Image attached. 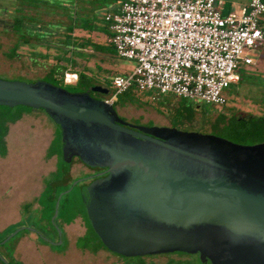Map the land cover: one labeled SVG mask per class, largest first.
Masks as SVG:
<instances>
[{
	"label": "water",
	"instance_id": "1",
	"mask_svg": "<svg viewBox=\"0 0 264 264\" xmlns=\"http://www.w3.org/2000/svg\"><path fill=\"white\" fill-rule=\"evenodd\" d=\"M90 91L109 94L103 86ZM0 106L43 111L60 130L66 169L77 158L106 170L83 197L93 230L114 255L264 264V143L131 125L105 101L44 81L0 80ZM25 229L36 232L20 227L1 244ZM0 262L9 264L1 255Z\"/></svg>",
	"mask_w": 264,
	"mask_h": 264
},
{
	"label": "rangeland",
	"instance_id": "2",
	"mask_svg": "<svg viewBox=\"0 0 264 264\" xmlns=\"http://www.w3.org/2000/svg\"><path fill=\"white\" fill-rule=\"evenodd\" d=\"M51 1L55 3V6L59 4L66 6L71 13L77 15V18L92 19L94 32L90 34L91 39L96 43L105 44L106 38L103 28L107 24L104 22V15L107 12L116 11L125 0ZM223 1L227 7L247 5L249 2V0ZM42 19L44 22L61 23L63 27L68 24L66 16L60 12L55 13L53 16L44 15ZM85 35H87L86 32L78 29L74 31V38ZM46 39L47 42L44 45L20 46L17 49L18 58L10 60L7 54L15 46L18 38L13 33L5 32L0 26V80L25 83L44 81L50 83L51 80L45 75L51 66L56 63V58L63 51L56 46L58 45L57 42L63 39V32H58L54 37L46 36ZM245 54L253 60L254 65L245 68L246 71H243L245 78H247L246 82L231 85L226 90V105L216 110L214 105L200 103V109L207 111V115L204 116L199 109L191 124L179 126L177 129L186 132L210 134V124L218 114L246 116L248 114L259 115L261 113L260 107L256 104V97L258 88L264 84V50H251ZM32 57L36 58V60L32 59ZM72 59L76 63V71H81L85 64L87 67H93L95 62H99L100 66L108 71L110 76L104 72L97 73V76L100 79L101 86L109 90H112L111 81L115 75L130 73L136 66L135 61L119 58L115 51L109 56L95 53L92 57H89L88 63L81 58ZM33 62L38 64L34 66ZM59 65L65 66L66 62H62ZM250 75L255 78L253 80L250 79ZM64 83H66L65 78ZM68 86L73 87V85ZM129 97L132 98V96ZM103 99L105 100L106 96ZM163 99H166V106L161 112L150 101V95L147 93L134 95L133 101L142 106L128 104L124 107L117 106L115 110L123 121L132 125L170 127L169 114L177 107L178 99L172 96H167ZM55 128L54 122L45 113L38 110L24 114L19 121L9 126V132L6 137L7 154L4 157H0V238L10 235L20 227L32 228L25 225V223H28V216L24 214L23 206L34 201L43 189V180L56 170L58 158L47 157V150L53 140ZM88 172L89 170L78 161H74L71 166L70 173L73 179L81 177L82 174ZM73 191H76V188ZM35 209H37V205L33 204L31 210L34 211ZM19 224L20 227L18 226ZM40 227L38 226L37 228L40 231L39 234H43L41 237L48 240L55 239L54 234L47 233L44 228ZM63 231L66 237L60 231L61 239L54 242L57 243L61 240V245L54 247V249L61 250L66 248L67 239L69 251L66 253H58L56 255L49 253L39 248L37 244L35 245L26 237L21 240L19 238L16 240V244L14 242L13 246H11L15 250L16 257L24 264H45L44 260L48 264H126L119 257L107 251H100L96 254L75 251L74 241L85 233V227L80 219H76L72 224L64 226ZM23 232L25 231L22 230L17 233L10 241ZM167 261L168 257L165 256L146 259L147 264H165Z\"/></svg>",
	"mask_w": 264,
	"mask_h": 264
},
{
	"label": "built area",
	"instance_id": "3",
	"mask_svg": "<svg viewBox=\"0 0 264 264\" xmlns=\"http://www.w3.org/2000/svg\"><path fill=\"white\" fill-rule=\"evenodd\" d=\"M222 6L220 0H125L105 13L106 42L136 66L112 78L104 101L113 105L133 89L152 101L172 96L226 105V90L239 83L241 66L254 65L245 53L264 50V0L227 14ZM64 78L71 85L77 74Z\"/></svg>",
	"mask_w": 264,
	"mask_h": 264
},
{
	"label": "trees",
	"instance_id": "4",
	"mask_svg": "<svg viewBox=\"0 0 264 264\" xmlns=\"http://www.w3.org/2000/svg\"><path fill=\"white\" fill-rule=\"evenodd\" d=\"M57 12L66 16L68 24L64 27L61 26V23L54 24L52 22H44L42 19L44 15L53 16ZM0 26L5 32L13 33L18 38L15 46L11 48L7 54L10 60L18 58L17 49L20 46L44 45V43L47 42L46 36L54 37L58 32H63V39L59 40L57 42L58 45H56L63 51L61 55L56 58V63L51 66L45 75L51 80L50 84L56 87L70 93L88 92L93 86H101L97 73L104 72L106 75L110 76L109 72L104 70L99 62H95L93 67H87L85 64L81 71L75 70L76 63L72 58H81L88 63L90 60L89 57H92L95 53L109 56L112 55L115 50L107 42H105V44L94 42L90 37V34L94 32L93 20L90 18H77V15L71 13L66 6L61 4L55 6V3L51 0H0ZM76 29L86 32L87 35L74 38V31ZM103 33L105 38L110 35L108 25H105L103 28ZM32 59L36 60V58L33 57ZM62 62H66V65L60 66L59 64ZM32 64L35 66L38 63L33 62ZM245 68L244 66L240 68V81L238 84L247 81L243 72L246 71ZM66 73L77 74V81L71 84L73 85L72 88L64 83V75ZM254 78V76L250 75V79L253 80ZM258 91L256 104L260 107L261 113L259 115L248 114L246 116H237L233 114L231 116H226L224 114H219L210 124V134L243 146H253L264 143V84L258 88ZM135 94L139 95L140 93L131 89L119 95L117 101L112 106L114 108L117 106L124 107L128 104L142 106L135 103L136 101H133ZM129 96H132V98ZM150 101L155 104L159 112L166 106V99L163 98L157 101H152L150 99ZM199 109V103L194 104L188 100L178 99L177 107L169 114L171 126L173 128H178L179 126L191 124ZM33 111L35 110L24 106L13 108L0 106V157H4L7 154L6 137L9 132V126L19 121L24 114H29ZM200 111H202L204 116L207 115V111L201 109ZM47 157L58 158L57 167L49 177L43 180V189L34 201L23 206V212L28 216V223H25V225L31 226L38 232H40L37 228L38 226L40 227L42 224L48 226L54 231L56 240H59L61 238L58 237L57 229L62 231L63 226L70 225L76 219H80L85 227V233L76 240V247L93 254L99 251L109 252L93 230L89 220L84 203V188L82 184L78 183L77 185H73L76 179L71 177L70 172L74 162H72L69 169L64 167L62 138L57 126L55 128L53 140L47 150ZM75 188L76 191H73ZM56 203H58L57 216L52 222V218L56 211ZM33 204L38 206V210L35 213H32L33 211L31 210ZM24 231L23 233L28 232L27 229ZM18 236H16V238ZM6 237L0 238V255H2L9 264H20L12 257L11 245L16 238L7 241L5 244H1ZM40 240L42 239L40 238ZM3 251H5V254H3ZM156 256L168 257V261L165 264H201L197 255L168 254ZM156 256L134 258L117 257L126 264H147L146 259Z\"/></svg>",
	"mask_w": 264,
	"mask_h": 264
},
{
	"label": "crops",
	"instance_id": "5",
	"mask_svg": "<svg viewBox=\"0 0 264 264\" xmlns=\"http://www.w3.org/2000/svg\"><path fill=\"white\" fill-rule=\"evenodd\" d=\"M220 1H222L223 2V6L220 8L221 9V11L223 12V13H225V14H227V13H230V12H238L243 6H245V5H238V6H230V7H227L226 6V4H225V2L223 1V0H220ZM38 210V206H37V209H35L32 213H35L36 211ZM21 224V223H20ZM19 224V225H20ZM18 225V226H19ZM65 226H68V225H65ZM40 228H44V230H46L47 231V226H45V225H41V227ZM63 228H64V226H63ZM65 236V235H64ZM83 236V235H82ZM24 237H26V238H28L29 240H31L33 243H35V245L37 244L38 245V247L39 248H41V249H44V251H47V252H49V253H53V254H62V253H66L67 251H69V242H68V240L66 239V241H67V246H66V248H64V249H54V247H56V246H54V245H50V244H48L47 242H45L44 240L42 241V240H40V236H39V234L37 233V232H31V231H28L27 233H23V234H21L20 236H18L15 240H14V242H15V244H16V240H18L19 238V240H21L22 238H24ZM66 237V236H65ZM81 237V236H80ZM79 238V237H78ZM78 238H76V240L78 239ZM76 240L74 241V244H73V246H74V250L75 251H78V252H80V253H89V254H93V253H91V252H89V251H86V250H81V249H78L77 247H76V245H75V243H76ZM50 241L51 242H54V241H56V238L55 239H50ZM14 242H13V244H14ZM13 244H12V246H13ZM38 247H36V248H38ZM100 252V251H99ZM98 253V252H97ZM3 254H5V251H3ZM2 256V255H1ZM3 257V256H2ZM12 257L14 258V260L15 261H17L18 263H20V264H24V262H22L21 260H19L17 257H16V254H15V250H14V248L12 247ZM4 258V257H3ZM5 259V258H4ZM44 263L45 264H48V262L46 261V260H44ZM0 264H2L1 262H0Z\"/></svg>",
	"mask_w": 264,
	"mask_h": 264
},
{
	"label": "flooded vegetation",
	"instance_id": "6",
	"mask_svg": "<svg viewBox=\"0 0 264 264\" xmlns=\"http://www.w3.org/2000/svg\"><path fill=\"white\" fill-rule=\"evenodd\" d=\"M66 84V83H65ZM104 88H106V87H104ZM108 89V88H107ZM80 93H82V92H80ZM87 93H89V95L92 97V98H94V99H96V100H103L104 101V97H105V95H102V94H99V93H96V92H92V91H88ZM194 104H198V103H196V102H193ZM219 109H221V107H216V110H219ZM38 111H40V110H38ZM40 112H43V111H40ZM44 113V112H43ZM219 115V114H218ZM120 118V117H119ZM130 124V123H129ZM132 125V124H131ZM136 126V125H135ZM171 128H173L172 126H170ZM74 161H78L82 166H84L85 168H87L88 170H89V172L88 173H85V174H82V176L81 177H78V178H75L76 179V182L77 181H79V182H77L76 183V185L78 184V183H81L82 184V186H83V188L84 187H86V186H88L91 182H93L94 180H96V179H98V178H100V177H104L105 176V169H100V170H96V169H92V168H90V167H87L86 165H84V164H82L77 158H74L73 159V162ZM47 233H50V234H54V238H56L55 237V233H54V231L51 229V228H49L48 226H47ZM36 231V230H35ZM57 231H58V229H57ZM62 231H63V228H62ZM38 234H39V232L38 231H36ZM63 233H64V231H63ZM43 236V234H39V236ZM61 238V237H60ZM53 243H55V242H53Z\"/></svg>",
	"mask_w": 264,
	"mask_h": 264
}]
</instances>
